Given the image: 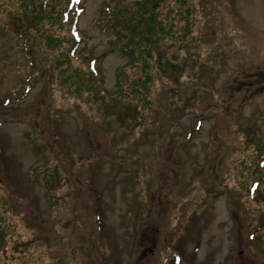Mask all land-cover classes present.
<instances>
[{
	"label": "rangeland",
	"instance_id": "1",
	"mask_svg": "<svg viewBox=\"0 0 264 264\" xmlns=\"http://www.w3.org/2000/svg\"><path fill=\"white\" fill-rule=\"evenodd\" d=\"M82 4L0 0V264H264V0Z\"/></svg>",
	"mask_w": 264,
	"mask_h": 264
},
{
	"label": "trees",
	"instance_id": "2",
	"mask_svg": "<svg viewBox=\"0 0 264 264\" xmlns=\"http://www.w3.org/2000/svg\"><path fill=\"white\" fill-rule=\"evenodd\" d=\"M61 0H58L56 2H54V0H41L42 2V6L40 7L43 11V16L46 13H49L50 9L53 8V6H57V4H59ZM70 0H62V2H64V4L66 2L69 3ZM68 9V7H65V11ZM64 11V12H65ZM81 11L82 8L77 6L76 11L74 12V15L72 13L69 14V17H67L65 15V19L66 21H70V16L74 17L77 20L78 23V19L81 15ZM63 12V13H64ZM102 12H104V14L106 15L107 20L109 21H113V25H115V18L119 15V11L117 9H113L112 6H108V5H104L102 7ZM125 15H127L125 13ZM41 13H38V11L35 13V15L31 18H28V16L26 17L27 23H26V28L25 30L22 29L23 27L21 25L15 27L14 22L12 23L13 31L14 34L18 36L19 41H20V45L22 46L23 50L26 51L25 52V56L27 57V65L31 66L33 68L36 67V52L35 50L32 48L33 44L35 46H41L42 45V41L40 38V35L42 33H44V31L42 30L46 25L44 23V19L43 17H41ZM49 19V20H47ZM64 19V18H63ZM58 21V22H51L52 25H56L58 24L59 27L63 30L66 31L67 29V34L69 36L68 42L65 40L66 44L68 45V47H66V53H65V58L67 56L69 62H71L72 64L74 63V58L76 55V44L81 43L83 40V34H81L82 32L80 31H73L70 34V25H72V21L68 24L64 23V21ZM50 22V18H46V23L48 24ZM62 25H67L66 27L62 26ZM125 27H127V23H124ZM151 34H154L153 30H150ZM86 39H88V35L84 34ZM48 37V36H47ZM45 38L46 41H48V38ZM71 37V38H70ZM121 37L125 38L126 36H122ZM51 41H53L52 45L56 44L57 42L62 41L60 38H52ZM86 46V43H85ZM126 47V46H125ZM80 57L82 58V56L80 55ZM93 59H91L88 63V72H87V79L85 80V84L87 85V88L85 89V91L88 93L89 99L91 102L97 103L101 97L106 96L107 94H103L102 90L100 88H98V86L94 83V78H98V76L102 75L103 76V72H102V65H103V61L104 58H95L92 57ZM14 59H16L17 61H19V58L17 55L14 56ZM77 62V61H75ZM78 63V62H77ZM76 68V67H75ZM79 68V67H77ZM45 70V69H42ZM91 80L93 81V83L95 84V87H93L91 85ZM26 87H28V84H26ZM81 86L79 85V88ZM30 89V88H27ZM79 91V89H78ZM83 91V92H85ZM82 93V92H79ZM102 94V95H101ZM90 110L93 109V107L89 108ZM131 110H135V108H131L128 107L124 113L127 114H132ZM262 163V162H261ZM11 196H13V193L11 194ZM9 232V231H8ZM10 233V232H9ZM11 234V233H10ZM11 236L13 237V242L16 243L20 240L19 237H16V234H11ZM0 244L7 245V237L5 236V230H1L0 231ZM16 247L19 248V245L16 244ZM27 252H30V250H27Z\"/></svg>",
	"mask_w": 264,
	"mask_h": 264
}]
</instances>
